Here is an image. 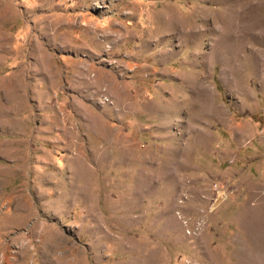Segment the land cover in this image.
I'll return each instance as SVG.
<instances>
[{"label":"rangeland","instance_id":"obj_1","mask_svg":"<svg viewBox=\"0 0 264 264\" xmlns=\"http://www.w3.org/2000/svg\"><path fill=\"white\" fill-rule=\"evenodd\" d=\"M0 264H264V0H0Z\"/></svg>","mask_w":264,"mask_h":264}]
</instances>
